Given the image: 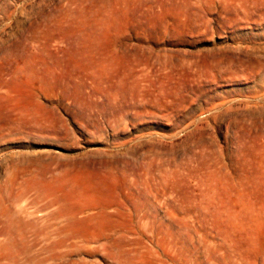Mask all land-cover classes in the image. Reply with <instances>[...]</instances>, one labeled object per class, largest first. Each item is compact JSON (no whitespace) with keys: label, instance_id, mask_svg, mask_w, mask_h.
Returning <instances> with one entry per match:
<instances>
[{"label":"rangeland","instance_id":"1","mask_svg":"<svg viewBox=\"0 0 264 264\" xmlns=\"http://www.w3.org/2000/svg\"><path fill=\"white\" fill-rule=\"evenodd\" d=\"M0 264H264V0H0Z\"/></svg>","mask_w":264,"mask_h":264}]
</instances>
